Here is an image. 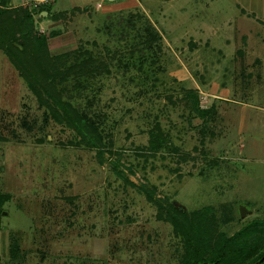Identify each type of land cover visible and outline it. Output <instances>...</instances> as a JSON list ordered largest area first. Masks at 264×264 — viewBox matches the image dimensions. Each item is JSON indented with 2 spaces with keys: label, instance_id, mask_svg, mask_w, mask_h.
I'll list each match as a JSON object with an SVG mask.
<instances>
[{
  "label": "rangeland",
  "instance_id": "rangeland-1",
  "mask_svg": "<svg viewBox=\"0 0 264 264\" xmlns=\"http://www.w3.org/2000/svg\"><path fill=\"white\" fill-rule=\"evenodd\" d=\"M5 1L59 33L63 101L102 146L39 106L0 50V264H182L171 207L208 210L226 237L264 220V0Z\"/></svg>",
  "mask_w": 264,
  "mask_h": 264
},
{
  "label": "trees",
  "instance_id": "trees-1",
  "mask_svg": "<svg viewBox=\"0 0 264 264\" xmlns=\"http://www.w3.org/2000/svg\"><path fill=\"white\" fill-rule=\"evenodd\" d=\"M6 2L0 0V50L39 106L44 105L55 121L72 128L79 136L80 144L101 149L97 127L63 101L64 86L61 82L66 74L60 71V64L67 54L51 56L48 50L49 39L59 33L39 34L34 30L30 10L5 8ZM73 11L78 9L73 8ZM47 13L53 20H58L61 15L49 10ZM91 62V59H85L77 65L74 63L73 69L86 74L93 68L90 67ZM150 139L149 151H159L163 146L162 139ZM9 197V194L0 193L3 200L0 205L9 201ZM163 220L170 223L173 233L184 244L182 264H264V220L249 222L229 237L216 230L214 218L208 210L185 214L171 207L165 212ZM15 252L17 250H11L13 256Z\"/></svg>",
  "mask_w": 264,
  "mask_h": 264
},
{
  "label": "water",
  "instance_id": "water-1",
  "mask_svg": "<svg viewBox=\"0 0 264 264\" xmlns=\"http://www.w3.org/2000/svg\"><path fill=\"white\" fill-rule=\"evenodd\" d=\"M108 2H114V1H117V0H107ZM244 207H241L240 209H239V213H240V216L241 217H244Z\"/></svg>",
  "mask_w": 264,
  "mask_h": 264
}]
</instances>
